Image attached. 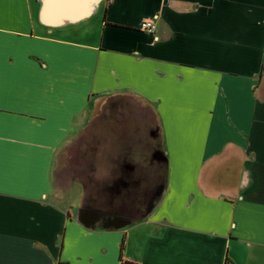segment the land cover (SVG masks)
I'll list each match as a JSON object with an SVG mask.
<instances>
[{
	"label": "crops",
	"instance_id": "obj_1",
	"mask_svg": "<svg viewBox=\"0 0 264 264\" xmlns=\"http://www.w3.org/2000/svg\"><path fill=\"white\" fill-rule=\"evenodd\" d=\"M40 5L0 0V264H264V0Z\"/></svg>",
	"mask_w": 264,
	"mask_h": 264
},
{
	"label": "water",
	"instance_id": "obj_2",
	"mask_svg": "<svg viewBox=\"0 0 264 264\" xmlns=\"http://www.w3.org/2000/svg\"><path fill=\"white\" fill-rule=\"evenodd\" d=\"M102 0H41L38 21L49 28L78 23L90 17ZM118 220H112L110 226H116Z\"/></svg>",
	"mask_w": 264,
	"mask_h": 264
},
{
	"label": "rangeland",
	"instance_id": "obj_3",
	"mask_svg": "<svg viewBox=\"0 0 264 264\" xmlns=\"http://www.w3.org/2000/svg\"><path fill=\"white\" fill-rule=\"evenodd\" d=\"M102 10H100V12L96 15V16H94V18H92V20H90V25H93L94 26V21H96L97 20V22L98 21H100L102 18ZM101 162V161H100ZM100 162H98V163H100ZM70 169V168H69ZM60 171H62V169L60 170V167H59V164H58V162H57V164H56V166H55V168H54V175L55 176H58V175H61V173H59ZM163 172V171H162ZM68 174V173H67ZM63 186H61V184H59V183H56L55 185H54V190H55V192L57 193V192H61L62 190H63V188H62Z\"/></svg>",
	"mask_w": 264,
	"mask_h": 264
},
{
	"label": "built area",
	"instance_id": "obj_4",
	"mask_svg": "<svg viewBox=\"0 0 264 264\" xmlns=\"http://www.w3.org/2000/svg\"><path fill=\"white\" fill-rule=\"evenodd\" d=\"M139 29L147 34L154 35L156 31V23L153 20H143Z\"/></svg>",
	"mask_w": 264,
	"mask_h": 264
},
{
	"label": "flooded vegetation",
	"instance_id": "obj_5",
	"mask_svg": "<svg viewBox=\"0 0 264 264\" xmlns=\"http://www.w3.org/2000/svg\"><path fill=\"white\" fill-rule=\"evenodd\" d=\"M156 155V153H153L152 154V156H155ZM160 163H162V161H160ZM159 163V166L157 167V171H158V173L156 174V179H157V181H158V190L160 191L161 190V181H162V171H163V167H162V165ZM93 188H95V186H93ZM108 188V190H110V191H112V188H113V186H108L107 187ZM103 190H105L104 188H102L101 186L99 187V188H97V191L96 192H98V193H102L103 192ZM117 190V189H116Z\"/></svg>",
	"mask_w": 264,
	"mask_h": 264
},
{
	"label": "trees",
	"instance_id": "obj_6",
	"mask_svg": "<svg viewBox=\"0 0 264 264\" xmlns=\"http://www.w3.org/2000/svg\"><path fill=\"white\" fill-rule=\"evenodd\" d=\"M107 1V0H106ZM121 264H123V263H121ZM125 264H127V263H125Z\"/></svg>",
	"mask_w": 264,
	"mask_h": 264
}]
</instances>
